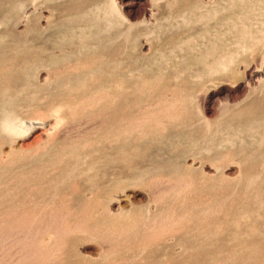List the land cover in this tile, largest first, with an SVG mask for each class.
I'll return each instance as SVG.
<instances>
[{
    "label": "rangeland",
    "instance_id": "obj_1",
    "mask_svg": "<svg viewBox=\"0 0 264 264\" xmlns=\"http://www.w3.org/2000/svg\"><path fill=\"white\" fill-rule=\"evenodd\" d=\"M263 26L264 0H0V264H264Z\"/></svg>",
    "mask_w": 264,
    "mask_h": 264
},
{
    "label": "bare ground",
    "instance_id": "obj_2",
    "mask_svg": "<svg viewBox=\"0 0 264 264\" xmlns=\"http://www.w3.org/2000/svg\"><path fill=\"white\" fill-rule=\"evenodd\" d=\"M10 1H11V0H10ZM71 1H72V0H71ZM73 1H74V0H73ZM82 1H84V0H82ZM85 1H86V0H85ZM211 1H212V0H211ZM226 1H227V0H226ZM234 1H236V0H234ZM242 1H243V0H242ZM4 2H5V1H4ZM14 2H15V1H14ZM39 2H41V1H39ZM94 2H95V0H94ZM174 2H175V1H174ZM228 2H229V1H228ZM46 3H47V2H46ZM70 3H72V2H70ZM82 3H83V2H82ZM120 3H121V2H120ZM186 3H187V2H186ZM212 3H213V2H212ZM221 3H222V2H221ZM234 3H235V2H234ZM256 3H257V2H256ZM4 4H5V3H4ZM36 4H37V3H36ZM63 4H66V3H63ZM63 4H62V5H63ZM68 4H69V3H68ZM150 4H151V3L149 2V5H150ZM184 4H185V3H184ZM232 4H233V3H232ZM44 5H45V4H44ZM73 5H74V4H73ZM175 5H176V4H175ZM219 5H220V4H216V8H214V9H209V8L207 9V8H206V9H205V12L207 13V15H206V17H203L202 20H205V19L207 18L205 21H208V23H209V22H210L209 20H211V19H213L214 17L220 15V13H223V12L218 8ZM226 5H227V4H226ZM242 5H243V3H242ZM259 5H260V3H259ZM49 6H50V5H49ZM49 6H48V7H49ZM60 6H61V5H60ZM69 6H70V5H69ZM181 6H182V5H181ZM184 6H185V5H184ZM207 6H208V5H207ZM232 6H233V5H232ZM262 6H263V5H262ZM11 7H12V6H11ZM11 7H9V8H11ZM67 7H68V6H67ZM82 7H83V6H82ZM162 7H163V6H162ZM173 7H174V6H173ZM43 8H44V7H43ZM166 8H167V7H166ZM168 8H169V7H168ZM180 8H181V7H180ZM245 8H246V6H245ZM12 9H13V8H12ZM12 9H11V11H12ZM171 9H172V8H171ZM54 10H55V9H54ZM57 10H58V9H57ZM161 10H162V9H161ZM172 10H173V9H172ZM179 10H180V9H179ZM193 10H194V9H193ZM212 10H213V11H212ZM55 11H56V10H55ZM174 11H175V9H174ZM176 11H178V10H176ZM22 12H23V11H22ZM30 12H31V11H30ZM57 12H58V11H57ZM159 12H160V11H159ZM170 12H172V11H170ZM229 12H231V11L229 10ZM47 13H48V12H47ZM58 13H59V12H58ZM61 13H62V12H61ZM67 13H68V12H67ZM72 13H73V12H72ZM161 13H162V12H161ZM161 13H160V14H161ZM172 13H173V12H172ZM42 14H43V13H42ZM186 14H187V13H186ZM256 14H257V13H256ZM60 15H61V14H60ZM64 15H67L66 12H65ZM52 16H53V14H51V17H52ZM47 17H48V16H47ZM47 17H46V18H47ZM49 17H50V16H49ZM149 17H151V16H149ZM149 17H148V18H149ZM156 18H157V17H156ZM233 18H234V17H233ZM241 18H242V17H237V18H234V19L231 18V19L229 20V21H231V22L233 23V28H234V30H235L236 27L239 26V22H242V21H241ZM257 18H259V17H257ZM56 19H57V18H56ZM150 19H151V18H150ZM154 19H155V18H154ZM216 19H217V18H216ZM25 20H26V19H25ZM46 20H47V19H46ZM48 20H50V19H48ZM48 20H47V22H48ZM159 20H160V19H159ZM180 20H181V19H180ZM243 20H244V19H243ZM23 21H24V20H23ZM27 21H28V20H27ZM29 21H30V20H29ZM147 21H148V20H147ZM149 21H150V20H149ZM157 21H158V20H157ZM42 22H43V21H42ZM50 22H51V21H50ZM165 22H166V21H165ZM245 22H246V21H245ZM249 22H250V20H249ZM21 23H22V22H21ZM150 23H151V21H150ZM190 23H191V22H190ZM43 24H44V23H43ZM148 24H149V22H148ZM155 24H156V23H155ZM191 24H192V23H191ZM198 24H199V23H198ZM196 25H197V24H196ZM142 26H143V25H142ZM147 26H149V25H147ZM205 26H206V25H205ZM23 27H24V25H23ZM121 27H122V26H121ZM188 27H189V26H188ZM194 27H195V26H194ZM256 27H257V26H256ZM263 27H264V26H263ZM263 27H262V28H263ZM25 28H26V27H25ZM123 28H124V27H123ZM133 28H134V27H133ZM138 28H139V26H138ZM207 28H208V27H207ZM2 29H3V28H2ZM17 29H18V28H17ZM87 29H88V28H87ZM174 29H175V28H174ZM180 29H181V28H180ZM5 30H6V29H5ZM234 30H233V31H234ZM237 30H238V29H237ZM246 30H248V29H246ZM86 31H87V30H86ZM86 31H85V32H86ZM1 32H2V31H1ZM7 32H8V30H7ZM7 32H6V33H7ZM16 32H17V31H16ZM24 32H25V30H24ZM155 32H156V31H155ZM4 33H5V32H4ZM8 33L10 34V32H8ZM18 33H20V32H18ZM32 33H33V32H32ZM228 33H229V32H228ZM15 34H17V33H15ZM154 34H155V33H154ZM226 34H227V33H226ZM13 35H14V34H13ZM17 35H20V34H17ZM29 35H30V34H29ZM159 35H160V34H159ZM172 35H173V34H172ZM179 35H180V34H179ZM185 35H186V34H185ZM185 35H184V37H186ZM30 36H31V35H30ZM173 36H174V35H173ZM226 36H227V35H226ZM226 36H225V37H226ZM232 36H233V35H232ZM15 37H16V36H15ZM37 37H38V36H37ZM42 37H44V36H42ZM153 37H154V36H153ZM155 37H156V36H155ZM229 37H230V36H228V38H229ZM142 38H143V37H142ZM220 38H222V37H220ZM220 38H219V39H220ZM5 39H6V38H5ZM7 39H8V38H7ZM38 39H39V38H38ZM38 39H37V40H38ZM41 39H42V38H41ZM121 39H122V38H121ZM153 39H154V38H153ZM171 39H174V38H171ZM175 39H176V38H175ZM219 39H217V40H219ZM1 40H4V39H1ZM27 40H28V39H27ZM77 40H78V39H77ZM191 40H193V39H191ZM225 40H226V39H225ZM234 40H236V39H234ZM5 41H6V40H5ZM9 41H10V40H9ZM40 41H41V40H40ZM145 41H146V40H145ZM169 41H171V40H169ZM174 41H176V40H174ZM0 42H1V41H0ZM38 42H39V41H38ZM38 42H37V43H38ZM78 42H79V41H78ZM147 42H149V41H147ZM163 42H164V41H163ZM177 42H178V41H177ZM218 42H219V41H218ZM241 42H242V41H241ZM11 43H13V42H11ZM11 43H9V44H11ZM159 43H160V41H159ZM126 44H127V43H126ZM221 44H222V43H221ZM236 44H237L238 47L241 46V43H240V42H237ZM13 45H14V44H13ZM13 45L11 44V46H13ZM115 45H116V44H115ZM141 45H142V44H141ZM157 45H158V44H157ZM183 45H184V44H183ZM208 45H209V44H208ZM11 46H10V47H11ZM38 46H39V45H38ZM235 46H236V45H235ZM1 47H2V46H0V49H1ZM110 47H111V46H110ZM155 47H156V46H155ZM155 47H154V48H155ZM202 47H204V46H202ZM232 47H233V46H232ZM11 48H12V47H11ZM11 48H10V49H11ZM137 48H138V47H137ZM141 48H143V47H141ZM151 48H152V47H151ZM160 48H161V46H160ZM197 48H198V47H197ZM232 49H233V48H232ZM3 50H4V49H3ZM31 50H32V49H31ZM37 50H38V49H37ZM126 50H127V49H126ZM245 50H246V49H245ZM245 50H244V51H245ZM24 51H25V50H24ZM70 51H71V50H70ZM136 51H137V50H136ZM140 51H141V50H140ZM202 51H203V50H202ZM13 52H14V51H13ZM13 52H12V54H13ZM15 52H16V51H15ZM25 52H26V51H25ZM57 52H58V51H57ZM101 52H102V50H101ZM130 52H131V51H130ZM190 52H191V51H190ZM192 52H193V51H192ZM194 52H195V51H194ZM0 53H1V52H0ZM23 53H24V52H23ZM103 53H105V52H103ZM134 53H135V52H134ZM149 53H150V52H149ZM165 53H166V52H165ZM182 53H183V52H182ZM255 53H256V52H255ZM3 54H5V53H3ZM21 54H22V53H21ZM57 54H59V53H57ZM88 54H89V53H88ZM96 54H97V52H96ZM117 54H118V53H117ZM139 54H140V52H139ZM192 54H193V53H192ZM198 54H199V53H198ZM222 54H223V53H222ZM97 55H98V54H97ZM114 55H115V54H114ZM10 56H11V54H10ZM12 56H13V55H12ZM87 56H88V55H87ZM124 56H126V55H124ZM234 56H235V55H234ZM234 56H233V57H234ZM246 56H247V55H246ZM251 56H252V55H251ZM16 57H17V56H16ZM20 57H22V56H19V58H17V59H20ZM84 57H85V56H84ZM84 57H83V58H84ZM103 57H105V56H103ZM127 57H128V56H127ZM127 57H126V58H127ZM239 57H240V55H239ZM97 58H98V57H97ZM100 58H101V57H100ZM131 58H134V57L132 56ZM7 59H8V58H7ZM17 59H16V60H17ZM94 59H95V58H94ZM109 59H110V58H109ZM123 59H125V58H123ZM141 59H142V58H141ZM16 60H15V61H16ZM82 60H83V59H82ZM115 60H116V59H115ZM3 61H5V60H3ZM6 61H7V60H6ZM15 61H14V63H15ZM19 61H20V60H19ZM27 61L29 62V60H27ZM91 61H93V60H91ZM106 61H107V60H106ZM248 61H249V60H248ZM8 62H9V61H8ZM232 62H233V61H232ZM69 63H70V62H69ZM99 63H100V62H99ZM130 63H131V62H130ZM10 64H11V66H12V63H10ZM96 64H97V62H96ZM128 64H129V63H128ZM2 65H4V64H2ZM5 65H6V64H5ZM129 65H130V64H129ZM174 65H175V64H174ZM19 66H20V65H19ZM4 67H6V66H4ZM14 67H15V66H14ZM17 67H18V66H17ZM25 67H26V66H25ZM57 67H58V66H57ZM61 67H62V66H61ZM95 67H97V66H95ZM131 67H132V65H131ZM9 68H10V67H9ZM22 68H23V67H22ZM91 68H92V67H91ZM207 68H208V67H207ZM211 68H212V66H211ZM13 69H15V68H13ZM89 69H90V68H89ZM126 69H127V68H126ZM131 69H132V68H131ZM165 69H166V68H165ZM41 70H42V69H41ZM87 70H88V69H87ZM90 70H91V69H90ZM118 70H119V69H118ZM163 70H164V68H163ZM236 70H237V69H236ZM248 70H249V69H248ZM8 71H9V70H8ZM10 71H11V70H10ZM16 71H17V70H16ZM18 71H19V70H18ZM164 71H165V70H164ZM171 71H173V70H171ZM225 71H226V70H225ZM41 72H42V71H41ZM114 72H115V71H114ZM118 72H119V71H118ZM122 72H123V71H122ZM166 72H167V71H166ZM211 72H212V71H211ZM2 73H3V72H2ZM16 73H17V72H16ZM71 73H72V72H71ZM164 73H165V72H164ZM43 74H44V73H43ZM110 74H111V73H110ZM140 74H141V73H140ZM222 74H223V73H222ZM100 75H101V74H100ZM100 75H99V76H100ZM126 75H127V74H126ZM130 75H131V74H130ZM130 75H129V76H130ZM136 75H137V73H136ZM158 75H159V74H158ZM165 75H166V74H165ZM242 75H243V74H242ZM8 76H9V75H8ZM143 76H144V74H143ZM182 76H183V75H182ZM222 76H223V75H222ZM234 76H235V75H234ZM10 77H11V76H10ZM10 77H9V78H10ZM12 77H13V76H12ZM36 77H37V76H36ZM42 77H43V76H42ZM67 77H69V76H67ZM87 77H88V76H87ZM87 77H86V78H87ZM93 77H94V76H93ZM120 77H121V76H120ZM158 77H159V76H158ZM3 78H4V77H3ZM62 78H63V77H62ZM112 78H113V77H112ZM123 78H124V77H123ZM123 78H122V79H123ZM156 78H157V77H156ZM156 78H155V79H156ZM228 78H229V77H228ZM57 79H58V78H57ZM122 79H121V80H122ZM124 79H125V78H124ZM180 79H181V78H180ZM1 80H2V79H1ZM3 80H5V79H3ZM7 80H8V79H7ZM116 80H117V79H116ZM121 80H120V81H121ZM126 80H127V79H126ZM181 80H185V79H181ZM189 80H190V78H189ZM219 80H220V79H219ZM39 81H40V80H39ZM49 81H50V80H49ZM98 81H99V80H98ZM122 81H123V80H122ZM129 81H130V80H129ZM136 81H137V80H136ZM148 81H149V80H148ZM153 81H154V80H153ZM176 81H179V79H177ZM185 81H186V80H185ZM45 82H46V81H45ZM47 82H48V81H47ZM106 82H107V81H106ZM117 82H118V81H117ZM49 83H50V82H49ZM67 83H68V82H67ZM85 83H86V82H85ZM91 83H92V81H91ZM131 83H132V82H131ZM134 83L136 84V82H134ZM164 83H165V82H164ZM37 84H39V83H37ZM79 84H81V82H80ZM79 84H78V85H79ZM118 84H119V83H118ZM147 84H148V83H147ZM40 85H41V84H40ZM84 85H85V84H84ZM86 85H87V84H86ZM93 85H94V84H93ZM102 85H103V84H102ZM106 85H108V83H107ZM115 85H116V84H115ZM138 85H139V84H138ZM178 85H179V83H178ZM65 86H66V85H65ZM65 86H64V89H65ZM113 86H114V85H113ZM125 86H126V85H125ZM133 86H134V85H132V87H133ZM167 86H168V85H167ZM181 86H182V85H181ZM66 87H67V86H66ZM175 87H176V86H175ZM24 88H25V87H24ZM37 88H38V87H37ZM80 88H81V86H80ZM82 88H83V86H82ZM122 88H124V87H122ZM133 88H134V87H133ZM137 88H138V87H137ZM179 88H180V85H179ZM31 89H32V88H31ZM69 89H70V88H69ZM87 89H88V88H87ZM91 89H92V87H91ZM93 89H94V88H93ZM106 89H107V86H106ZM114 89H115V88H114ZM114 89H111V90H114ZM142 89H143V88H142ZM36 90H37V89H36ZM36 90H35V91H36ZM104 90H105V88H104ZM107 90H108V89H107ZM132 90H133V89H132ZM139 90H140V88H139ZM147 90H148V89H147ZM31 91H32V90H31ZM31 91H30V92H31ZM35 91H34V92H35ZM62 91H63V90H62ZM89 91H90V90H89ZM93 91H94V90H93ZM100 91H101V90H100ZM100 91H99L98 93H100ZM118 91H119V90H118ZM136 91H137V90H136ZM145 91H146V90H145ZM160 91H161V90H160ZM70 92H71V91H70ZM113 92H114V91H113ZM133 92H134V91H133ZM137 92H138V91H137ZM146 92H147V91H146ZM195 92H196V91H195ZM28 93H29V91H28ZM28 93H27V94H28ZM66 93H68V92H66ZM96 93H97V92H96ZM109 93H110V92H109ZM124 93H125V92H124ZM124 93H122L121 96L124 97V95H123ZM188 93H189V92H188ZM196 93H197V92H196ZM78 94H79V93H78ZM83 94H85V93H83ZM91 94H92V93H91ZM91 94H89V95H91ZM110 94H111V93H110ZM125 94H127V93H125ZM23 95H24V94H23ZM34 95H35V94H34ZM74 95H75V94H74ZM79 95H80V94H79ZM138 95H139V94H137V96H138ZM32 96H33V95H32ZM125 96H126V95H125ZM132 96H134V95L132 94ZM151 96H152V94H151ZM21 97H22V96H21ZM27 97H28V96H27ZM29 97H30V96H29ZM35 97H36V96H35ZM64 97H65V96H64ZM66 97H67V96H66ZM78 97H79V96H78ZM90 97H91V96H90ZM61 98H62V97H61ZM75 98H76V97H75ZM118 98H119V97H118ZM130 98H131V97H130ZM143 98H144V97H143ZM148 98H149V97H148ZM186 98H187V97H186ZM189 98H190V97H189ZM196 98H197V97H196ZM43 99H44V98H43ZM54 99H55V98H54ZM59 99H60V98H58V100H59ZM76 99H77V98H76ZM76 99H75V100H76ZM84 99H85V98H84ZM119 99H120V98H119ZM132 99H133V97H132ZM46 100H47V99H46ZM80 100H81V99H80ZM80 100H78V101H80ZM117 100H118V99H117ZM121 100H122V99H121ZM143 100H144V99H143ZM188 100H189V99H188ZM190 100H191V98H190ZM17 101H18V100H17ZM36 101H37V100H36ZM62 101H63V100H62ZM62 101H61V102H62ZM65 101H66V100H65ZM76 101H77V100H76ZM106 101H107V100H106ZM124 101H125V100H124ZM136 101H138V98H137ZM45 102H46V101H45ZM59 102H60V101H59ZM69 102H70V101H69ZM69 102H67V103H69ZM120 102H122V101H120ZM129 102H131V101H129ZM194 102H195V101H194ZM140 103H141V102H140ZM185 103H186V102H185ZM185 103H184V104H185ZM26 104H27V103H26ZM42 104H43V103H42ZM187 104H188V102H187ZM187 104H186V106H187ZM48 105H49V104H48ZM51 105H52V104H51ZM60 105H61V103H60ZM80 105H81V104H80ZM101 105H102V104H101ZM25 106H26V105H25ZM29 106H30V105H29ZM63 106H64V105H63ZM114 106H115V105H114ZM117 106H118V105H117ZM120 106H121V104L119 105V107H120ZM188 106H189V105H188ZM20 107H22V106H20ZM52 107H53V106H52ZM60 107H61V106H60ZM68 107H69V106H68ZM111 107H113V106H111ZM189 107H190V106H189ZM15 108H16V107H15ZM38 108H39V106H38ZM76 108H77V107H76ZM76 108H75V109H76ZM97 108H98V107H97ZM125 108H126V105H125ZM128 108H129V107H128ZM192 108H193V107H192ZM109 109H110V108H109ZM120 109H122V108H120ZM126 109H127V108H126ZM187 109H188V108H187ZM19 110H20V109H19ZM21 110H22V108H21ZM29 110H30V109H29ZM31 110H32V109H31ZM40 110H41V109H40ZM87 110H88V109H87ZM115 110H116V108H115ZM16 111H17V110H16ZM34 111H35V110H34ZM44 111H45V110H44ZM50 111H51V110H50ZM89 111H90V110H89ZM107 111H108V110H107ZM121 111H122V110H121ZM133 111H134V110H133ZM41 112H42V111H41ZM41 112H39V113H41ZM78 112H79V111H78ZM98 112H99V111H98ZM114 112H115V111H114ZM118 112H119V111H118ZM118 112H117V113H118ZM136 112H137V111H136ZM189 112H190V111H189ZM28 113H29V112H28ZM65 113H66V112H65ZM96 113H97V112H96ZM131 113H133V112H131ZM134 113H135V112H134ZM244 113H245V112H244ZM244 113H243V114H244ZM37 114H38V113H37ZM111 114H112V113H111ZM114 114H116V113H114ZM122 114H123V113H122ZM124 114H125V113H124ZM124 114H123V115H124ZM126 114H127V112H126ZM129 114H130V113H129ZM129 114H128V115H129ZM23 115H24V114H23ZM49 115H50V114H49ZM57 115H58V114H57ZM66 115H68V114H66ZM112 115H113V114H112ZM68 116H69V115H68ZM68 116H67V117H68ZM192 116H193V115H192ZM82 117H83V116H82ZM122 117H123V116H122ZM128 117H130V116H128ZM57 118H58V117H57ZM73 118H74V117H73ZM110 118H111V117H110ZM112 118H115V117H112ZM117 118H118V117H117ZM120 119H121V118H120ZM186 119H187V118H186ZM55 120H57V119H55ZM188 120H189V118H188ZM114 121H115V120H114ZM184 121H185V120H184ZM62 122H63V121H62ZM181 122H182V121H181ZM219 122H220V121H219ZM54 123H55V122H54ZM54 123H53V124H54ZM112 123H113V122H112ZM116 123H117V122H116ZM200 123H201V122H200ZM185 124H186V123H185ZM188 124H189V123H188ZM202 124H203V123H202ZM34 125H37V126L39 125V127H40V125L42 126L43 123H42V122L31 123V124L28 125V126H30V127L28 128V127L26 126V124H25L24 122H22L20 119L12 118V119H8V120L6 121V123H5V128H6L8 131L16 132V133H20V132L25 131V130H28V129H30V130H32V129H36L37 127H35ZM109 125H110V124H109ZM175 125H176V124H174V126H175ZM177 125H178V124H177ZM182 125H183V124H182ZM191 125H192V124H191ZM180 126H181V125H180ZM218 126H219V125H218ZM51 127H52V126H51ZM112 127H113V126H112ZM112 127H111V128H112ZM204 127H205V126H204ZM216 127H217V126H216ZM216 127H215V128H216ZM57 128H58V127H57ZM111 128H110V129H111ZM182 128H183V127H182ZM40 129H41V128H40ZM168 129H169V127H168ZM173 129H174V128H173ZM176 129H177V128H176ZM178 129H179V128H178ZM212 129H213V128H212ZM47 130H48V129H47ZM28 131H29V130H28ZM41 132H42V131H41ZM214 132H215V131H214ZM27 133H28V132H27ZM156 133H157V132H156ZM209 133H210V132H209ZM215 133H216V132H215ZM162 134H163V132H162ZM155 135H156V134H155ZM153 136H154V135H153ZM146 137H147V136H146ZM148 137H149V136H148ZM208 137H209V135H208ZM262 137H263V136H262ZM16 138H17V137H16ZM132 139H134V137H133ZM103 140H104V139H103ZM251 140H252V139H251ZM121 141H122V140H121ZM260 141H261V140H260ZM3 142H5V141H3ZM6 142H7V141H6ZM104 142H105V141H104ZM122 142H123V141H122ZM199 142H200V141H199ZM263 142H264V141H263ZM57 143H58V142H57ZM81 144H82V143H81ZM105 144H106V143H105ZM259 144H260V143H259ZM262 144H263V143H262ZM52 145H53V144H52ZM54 145H55V144H54ZM66 145H67V144H66ZM100 145H102V143H100ZM148 145H149V144H148ZM243 145H244V143H243ZM1 146H2V145H1ZM63 146H64V145H63ZM193 146H194V145H193ZM228 146H229V145H228ZM235 146H236V144H235ZM4 147H5V146H4ZM12 147H13V146H12ZM12 147H11V148H12ZM49 147H50V146H49ZM78 147H79V146H78ZM173 147H174V146H173ZM175 147H176V146H175ZM191 147H192V146H191ZM225 147H227V145H225ZM44 148H45V147H44ZM55 148H56V147H55ZM75 148H76V147H75ZM91 148H92V147H91ZM91 148H90V149H91ZM94 148H95V147H94ZM94 148H93V149H94ZM97 148H98V147H97ZM126 148H127V147H126ZM188 148H189V147H188ZM188 148H187V149H188ZM220 148H221V147H220ZM233 148H234V147H233ZM257 148H258V147H257ZM3 149H4V148H3ZM65 149H66V148H65ZM68 149H69V148H68ZM71 149H72V148H71ZM90 149H89V150H90ZM179 149H180V148H179ZM192 149H193V148H192ZM192 149H191V150H192ZM221 149H222V148H221ZM234 149H235V148H234ZM45 150H46V149H45ZM54 150H55V149H54ZM78 150H79V149H78ZM91 150H92V149H91ZM95 150H96V149H95ZM101 150H103V149H101ZM188 150H189V149H188ZM197 150H198V149H197ZM227 150H228V149H227ZM5 151H6V150H5ZM42 151H43V150H42ZM50 151H51V149H50ZM60 151H62V150H60ZM74 151H75V150H74ZM76 151H77V150H76ZM84 151H85V150H84ZM92 151H94V150H92ZM221 151H223V150H221ZM55 152H56V151H55ZM64 152H66V151H64ZM70 152H71V151H70ZM80 152H81V151H80ZM95 152H97V151H95ZM98 152H99V151H98ZM102 152H104V151H102ZM218 152H219V151H217V153H218ZM247 152H248V151H247ZM249 152H250V151H249ZM33 153H34V152H33ZM60 153H61V152H60ZM66 153H67V152H66ZM83 153H85V152H83ZM86 153H87V152H86ZM100 153H101V152H100ZM106 153H107V152H106ZM121 153H122V152H121ZM210 153H211V152H210ZM212 153H213V152H212ZM214 153H215V152H214ZM3 154H4V153H3ZM3 154H2V155H3ZM19 154H20V153H19ZM79 154H80V153H79ZM81 154H82V153H81ZM93 154H94V153H93ZM96 154H97V153H96ZM219 154H220V153H219ZM231 154H232V153H231ZM7 155H8V154H7ZM50 155H51V153H50ZM84 155H85V154H84ZM89 155H91V154L89 153ZM118 155H119V154H118ZM256 155H257V154H256ZM10 156H11V154H10ZM25 156H26V155H25ZM35 156H36V155H35ZM55 156H56V155H55ZM74 156H76V155H74ZM95 156H96V155H95ZM239 156H240V155H239ZM0 157H1V156H0ZM7 157H8V156H7ZM18 157H19V156H18ZM28 157H29V156H28ZM49 157H50V156H49ZM57 157H58V156H57ZM71 157H72V156H71ZM89 157H90V156H89ZM91 157H92V156H91ZM116 157H117V156H116ZM121 157H122V156H121ZM217 157H218V155H217ZM36 158H37V157H36ZM38 158H41V157L39 156ZM67 158H68V157H67ZM72 158H73V157H72ZM75 158H76V157H75ZM79 158H80V156H79ZM119 158H120V157H119ZM203 158H204V157H203ZM230 158H231V157H230ZM21 159H22V158H21ZM21 159H20V160H21ZM45 159H46V158H45ZM60 159H61V158H60ZM93 159H94V158H93ZM111 159H114V158L111 157ZM115 159H116V158H115ZM188 159H189V158H188ZM192 159H193V158H192ZM194 159H195V158H194ZM221 159H222V158H221ZM6 160H7V159H6ZM6 160H5V161H6ZM25 160H27V159H25ZM25 160H24V161H25ZM42 160H43V159H42ZM42 160H41V161H42ZM52 160H53V159H51V161H52ZM56 160H57V158H56ZM56 160H55V161H56ZM61 160H62V159H61ZM73 160H74V159H73ZM87 160H88V159H87ZM227 160H228V159H227ZM10 161H11V160H10ZM13 161H14V160H13ZM16 161H17V160H16ZM68 161H69V160H68ZM70 161H71V160H70ZM78 161H79V160H78ZM78 161H76V162H78ZM81 161H82V160H81ZM99 161H100V160H99ZM99 161H98V162H99ZM105 161H107V160H105ZM220 161H221V160H220ZM230 161H231V160H230ZM2 162H3V161H2ZM14 162H15V161H14ZM38 162H39V161H38ZM42 162H43V161H42ZM47 162H48V161H47ZM53 162H54V161H53ZM58 162H60V161H58ZM79 162H80V161H79ZM83 162H84V161H83ZM100 162H101V161H100ZM102 162H103V161H102ZM113 162H114V161H113ZM196 162H197V161H196ZM201 162H202V160H201ZM19 163H20V162H19ZM66 163H67V162H66ZM95 163H96V162H95ZM23 164H24V163H23ZM28 164H29V163H28ZM30 164H31V163H30ZM61 164H62V163H61ZM69 164H70V163H69ZM191 164H192V163H191ZM19 165H20V164H19ZM33 165H34V164H33ZM51 165H52V163H51ZM74 165H76V163H75ZM81 165H82V164H81ZM224 165H225V164H224ZM20 166H22V165H20ZM26 166H27V165H26ZM36 166H37V165H36ZM36 166H35V167H36ZM39 166H40V165H39ZM65 166H66V165H65ZM85 166H86V164H85ZM90 166H91V165H90ZM257 166H258V165H257ZM14 167H15V166H14ZM59 167H60V166H59ZM73 167H75V168L78 167V164H77L76 166H73ZM73 167H72V168H73ZM81 167H82V166H81ZM91 167H92V166H91ZM93 167L95 168L96 165L93 166ZM112 167H113V166H112ZM112 167H111V168H112ZM192 167H193V166H192ZM255 167H256V166H255ZM255 167H254V168H255ZM5 168H6V167H5ZM30 168H31V167H30ZM33 168H34V167H33ZM47 168H49V167H47ZM53 168H56V167L54 166ZM82 168H83V167H82ZM190 168H191V167H190ZM194 168H195V167H194ZM7 169H8V168H7ZM10 169H12V168H10ZM14 169H16V168H14ZM19 169H20V168H19ZM31 169H32V168H31ZM39 169H40V168H39ZM62 169H63V168H62ZM62 169H61V170H62ZM67 169H68V168H67ZM67 169H66V170H67ZM79 169H80V168H79ZM88 169H89V168H88ZM91 169H92V168H91ZM20 170H21V169H20ZM47 170H48V169H47ZM58 170H59V169H58ZM66 170H65V173H66ZM95 170H96V169H95ZM186 170H187V169H186ZM248 170H249V169H248ZM253 170H254V169H253ZM3 171H4V170H3ZM9 171H10V170H9ZM29 171H30V170H29ZM32 171H34V170H32ZM62 171H63V170H62ZM69 171H70V170H69ZM81 171H82V170H81ZM202 171H203V170H202ZM241 171H242V170H241ZM244 171H245V170H244ZM244 171H243V172H244ZM254 171H255V170H254ZM26 172H27V171H26ZM26 172H25V173H26ZM37 172H38V171H37ZM43 172H44V171H43ZM191 172L193 173V171H191ZM248 172H249V171H248ZM12 173H13V172H12ZM27 173H29V172H27ZM34 173H35V172H34ZM48 173H49V172H48ZM55 173H56V172H55ZM55 173H54V174H55ZM79 173H80V172H79ZM79 173H78V174H79ZM157 174H158V173H157ZM162 174H163V173H162ZM184 174H185V173H184ZM189 174H190V173H189ZM203 174H204V173H203ZM41 175H42V174H41ZM41 175H40V176H41ZM51 175H53V174H51ZM51 175H50V176H51ZM72 175H75V174H72ZM72 175H71V176H72ZM172 175H173V174H172ZM181 175H182V173H181ZM194 175H195V174H194ZM239 175H240V174H239ZM251 175H252V173H251ZM32 176H33V175H32ZM37 176H38V175H37ZM57 176H58V175H57ZM64 176H65V175H63V177H64ZM71 176H70V177H71ZM151 176H152V175H151ZM163 176H164V175H163ZM170 176H171V175H170ZM204 176H205V174H204ZM209 176H210V175H209ZM209 176H208V177H209ZM214 176H215V175H214ZM214 176H212L211 178H213ZM93 177H95V175H94ZM164 177H165V176H164ZM175 177H176V176H175ZM54 178H55V177H54ZM61 178H62V177H61ZM68 178H69V177H68ZM90 178H91V177H90ZM90 178H89V179H90ZM209 178H210V177H209ZM214 178L216 179V177H214ZM92 179H93V178H92ZM145 179H146V178H145ZM178 179H179V177H178ZM215 179H214V180H215ZM259 179H260V178H259ZM47 180H48V179H47ZM51 180H52V179H51ZM73 180H74V179H73ZM94 180H95V179H94ZM49 181H50V180H48V182H49ZM59 181H60V180H59ZM120 181H121V180H120ZM124 181H125V180H124ZM219 181H220V179H219ZM234 181H235V179H234ZM257 181H258V180H257ZM52 182H53V181H52ZM131 182H132V181H131ZM141 182H142V181H141ZM43 183H44V182H43ZM43 183H42V184H43ZM49 183H50V182H49ZM55 183H56V182H55ZM59 183H60V182H59ZM120 183H122V182H120ZM125 183H126V182H125ZM132 183H133V182H132ZM219 183H220V182H219ZM45 184H46V183H45ZM115 184H116V183H115ZM117 184H118V183H117ZM214 184H215V183H214ZM27 185H28V184H27ZM38 185H39V184H38ZM113 185H114V184H113ZM137 185H138V184H137ZM212 185H213V184H212ZM218 185H219V184H218ZM229 185H230V184H229ZM42 186H43V185H42ZM53 186H54V185H53ZM62 186H63V185H62ZM96 186H97V185H96ZM126 186H127V184H126ZM50 187H51V186H50ZM93 187L95 188L94 185H93ZM112 187H113V186H112ZM220 187H221V186H220ZM17 188H19V187L17 186ZM26 188H27V187H26ZM59 188H60V187H59ZM63 188H64V186H63ZM103 188H104V187H103ZM45 189H46V188H45ZM199 189H200V188H199ZM25 190H26V189H25ZM195 190H196V189H195ZM201 190H202V188H201ZM204 190H205V189H204ZM204 190H203V191H204ZM210 190H211V189H210ZM48 191H49V190H48ZM58 191H59V190H58ZM58 191H57V192H58ZM111 191H112V190H111ZM111 191H110V192H111ZM213 191H214V190H213ZM93 192H94V191H93ZM100 192H101V191H100ZM106 192H107V191H106ZM23 193H24V190H23ZM35 193H36V192H35ZM204 193H205V192H204ZM206 193H207V192H206ZM220 193H221V191H220ZM243 193H244V192H243ZM29 194H30V193H29ZM46 194H47V193H46ZM57 194H58V193H57ZM11 195H12V194H11ZM16 195H17V194H16ZM93 195H94V194H93ZM204 195H205V194H204ZM234 195H235V194H234ZM96 196H97V195H96ZM98 196H99V195H98ZM100 196H102V195H100ZM111 196H112V195H111ZM220 196H221V195H220ZM220 196H219V197H220ZM189 197H190V196H189ZM191 197H192V196H191ZM236 197H237V196H236ZM220 198H221V197H220ZM230 198H231V196H230ZM239 198H240V197H239ZM13 199H14V198H13ZM20 199H21V198H20ZM99 199H101V198H99ZM190 199H191V198H190ZM194 199H195V198H194ZM226 199H227V197H226ZM95 200H96V199H95ZM101 200H102V199H101ZM182 200H183V199H182ZM223 200H224V198H223ZM233 200H234V199H233ZM213 201H214V200H213ZM261 201H262V200H261ZM14 202H15V201H14ZM166 202H167V201H166ZM233 202H234V201H233ZM253 202H254V201H253ZM219 203H220V202H219ZM228 203H229V202H228ZM240 203H241V202H240ZM101 204H102V203H101ZM169 204H170V203H169ZM217 204H218V202H217ZM226 204H227V203H226ZM219 205H221V204H219ZM229 205H230V204H229ZM253 205H254V204H253ZM262 205H263V204H262ZM223 206H224V204H223ZM225 206H226V205H225ZM188 207H189V205H188ZM203 207H204V206H203ZM205 207H206V206H205ZM212 207H213V206H212ZM216 207H217V206H216ZM218 207H219V206H218ZM235 207H236V206H235ZM96 208H97V206H96ZM185 208H186V206H185ZM192 208H193V207H192ZM208 208H209V207H208ZM263 208H264V207H263ZM263 208H262V209H263ZM93 209H94V208H93ZM93 209H92V210H93ZM160 209H161V208H160ZM182 209H183V208H182ZM210 209H211V208H210ZM223 209H224V208H223ZM259 209H260V208H259ZM141 210H142V209H141ZM169 210H170V209H169ZM200 210H201V209H200ZM224 210H225V209H224ZM227 210H228V209H227ZM238 210H239V209H238ZM240 210H241V209H240ZM120 211H121V210H120ZM203 211H204V210H203ZM222 211H223V210H222ZM241 211H242V210H241ZM241 211H240V212H241ZM250 211H251V210H250ZM135 212H136V211H135ZM213 212H214V211H213ZM219 212H220V211H219ZM223 212H224V211H223ZM243 212H244V211H243ZM195 213H196V212H195ZM199 213H200V212H199ZM221 213H222V212H221ZM221 213H220V214H221ZM228 213H229V212H228ZM114 214H116V213H114ZM155 214H156V213H155ZM218 214H219V213H218ZM226 214H227V213H226ZM237 214H238V213H237ZM237 214H236V215H237ZM116 215H117V214H116ZM116 215H115V216H116ZM193 215H195V214L193 213ZM238 215H239V214H238ZM150 216H151V215H150ZM198 216H199V215H198ZM216 216H217V215H216ZM234 216H235V215H234ZM240 216H241V215H240ZM247 216H248V215H247ZM148 217H149V216H148ZM191 217H192V216H191ZM195 217H196V216H195ZM235 217H236V216H235ZM248 217H249V216H248ZM197 218H198V217H197ZM197 218H196V219H197ZM203 218H204V217H203ZM209 218H210V217H209ZM225 218H226V217H225ZM257 218H258V217H257ZM144 219H145V218H144ZM254 219H255V218H254ZM218 221H220V220L218 219ZM230 221H232V220H230ZM113 222H114V221H113ZM204 223H205V221H204ZM204 223H203V224H204ZM208 223H209V222H208ZM233 223H234V222H233ZM239 223H240V222H239ZM210 224H211V223H210ZM236 224H237V223H236ZM194 225H196V224H194ZM207 225H209V224H207ZM221 225H222V227H223V224H221ZM238 225H239V224H238ZM142 226H143V225H142ZM215 226H216V225H215ZM252 226H253V225H252ZM235 227H236V226H235ZM248 227H249V226H248ZM192 228H194V227H192ZM200 228H201V227H200ZM200 228H199V229H200ZM209 229H210V228H209ZM212 230H213V229H212ZM216 230H217V229H216ZM235 230L237 231V229H235ZM248 230H249V229H248ZM119 231H120V230H119ZM134 231H135V230H134ZM221 231H222V230H221ZM238 231H240V230H238ZM139 232H140V231H139ZM212 232H213V231H212ZM249 232H250V231H249ZM185 233H186V232H185ZM213 233H214V232H213ZM217 233H218V232H217ZM238 233H240V232H238ZM238 233H237V234H238ZM191 234H192V233H191ZM204 234H205V233H204ZM243 234L245 235V233H243ZM251 234H252V233H251ZM254 234H255V233H254ZM192 235H193V234H192ZM194 235H195V234H194ZM210 235H211V234H210ZM202 236H203V235H202ZM250 236H251V235H250ZM253 236H254V235H253ZM189 237H190V236H189ZM191 237H192V236H191ZM207 237H208V236H207ZM216 238H217V237H216ZM242 238H243V237H242ZM246 238H247V237H246ZM248 238H249V237H248ZM206 239H207V238H206ZM210 239H211V238H210ZM251 239H253L252 236H251ZM261 239H262V238H261ZM189 240H190V239H189ZM202 240H203V239H202ZM204 240H205V239H204ZM213 240H214V238H213ZM248 240H249V239H248ZM191 241H192V240H191ZM237 241H238V240H237ZM237 241H236V242H237ZM198 242H199V241H198ZM204 242H205V241H204ZM229 242H230V241H229ZM242 242H243V241H242ZM246 242H247V241H246ZM251 242H252V241H251ZM202 243H203V241H202ZM230 243H231V242H230ZM238 243H239V242H238ZM249 243H250V242H249ZM256 243H259V242H256ZM215 244H216V243H215ZM234 244H236V243H234ZM242 244H243V243H242ZM245 244H246V243H245ZM224 245H226V244H224ZM231 245H232V244H231ZM253 245H254V244H253ZM239 246H240V245H239ZM222 247H223V246H222ZM222 247H221V249H222ZM263 247H264V246H263ZM237 248H238V247H237ZM255 248H256V247H255ZM252 249H253V248H252ZM261 249H262V248H261ZM243 250H244V249H243ZM134 251H135V250H134ZM148 251H149V250H148ZM259 251H260V250H259ZM132 252H133V251H132ZM135 252H138V251H135ZM139 252H141V251H139ZM208 252H209V251H208ZM215 252H216V251H215ZM220 252H221V251H220ZM242 252H243V251H242ZM242 252H241V253H242ZM246 252H248V249H247ZM122 253H123V251H122ZM145 253H146V252H145ZM145 253H144V254H145ZM212 253H213V252H212ZM260 253H261V252H260ZM141 254H142V253H141ZM223 254H224V253H223ZM239 254H240V253H239ZM239 254H238V256H240ZM257 254H258V253H257ZM115 255H116V254H115ZM122 255H123V254H121V256H122ZM138 255H139V254H138ZM242 255H243V254H242ZM260 255H261V254H260ZM260 255H259V256H260ZM107 256H108V255H107ZM129 256H130V255H129ZM238 256H237V257H238ZM114 257H115V256H114ZM114 257H113V258H114ZM234 257H236V255H235ZM240 257H241V256H240ZM135 258H136V257H135ZM214 258H215V257H214ZM252 258H254V257H252ZM257 258H258V257H257ZM207 259H208V258H207ZM221 259H222V258H221ZM234 259H235V258H234ZM244 259H245V258H244ZM247 260H248V259H247ZM260 260H261V259H260ZM219 261H220V260H219ZM235 262H236V261H235ZM253 262H254V261H253ZM208 264H209V263H208ZM247 264H248V263H247ZM250 264H251V263H250ZM257 264H258V263H257Z\"/></svg>",
    "mask_w": 264,
    "mask_h": 264
}]
</instances>
